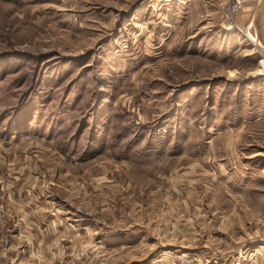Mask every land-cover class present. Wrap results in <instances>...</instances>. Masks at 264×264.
<instances>
[{
  "label": "rangeland",
  "instance_id": "obj_1",
  "mask_svg": "<svg viewBox=\"0 0 264 264\" xmlns=\"http://www.w3.org/2000/svg\"><path fill=\"white\" fill-rule=\"evenodd\" d=\"M261 61L264 0H0V264H264Z\"/></svg>",
  "mask_w": 264,
  "mask_h": 264
},
{
  "label": "crops",
  "instance_id": "obj_2",
  "mask_svg": "<svg viewBox=\"0 0 264 264\" xmlns=\"http://www.w3.org/2000/svg\"><path fill=\"white\" fill-rule=\"evenodd\" d=\"M2 145V143L0 142V152H1V146ZM1 160V159H0ZM15 174L16 175H18V172L17 171H15ZM3 175H4V173L0 170V197H1V193H4V194H6V193H8L7 194V199L9 198V199H11L12 200V195H13V193L7 188V186L5 185V181H4V178H3ZM15 187V192H16V198L19 196V197H22V194L20 195V192H21V187H18V185L16 184V185H14L13 186V188ZM9 193H10V195H9ZM18 193H19V195H18ZM1 219V218H0ZM1 222H6V220H0ZM10 221V220H9ZM41 246H39L38 245V249L40 248ZM103 247V246H102ZM47 249V250H46ZM53 249V251H55V250H60V253H61V251L63 252V250H64V256L66 257L67 256V241L64 243V244H62V243H60V244H58V243H56V241L53 243V245L52 244H50L49 245V243L47 244V245H45V247L44 248H42L41 249V251H38V250H35L36 252H38L39 253V255L38 254H36V255H38V256H43V257H45V255H46V253L48 252V254L51 256V257H53V253L54 252H52L51 250ZM54 256H55V253H54ZM51 261V263H52V260H50Z\"/></svg>",
  "mask_w": 264,
  "mask_h": 264
},
{
  "label": "built area",
  "instance_id": "obj_3",
  "mask_svg": "<svg viewBox=\"0 0 264 264\" xmlns=\"http://www.w3.org/2000/svg\"><path fill=\"white\" fill-rule=\"evenodd\" d=\"M234 12V11H233ZM232 12V13H233ZM229 29H231L232 31H233V29H232V27H228ZM228 30V29H227ZM229 31V30H228ZM253 46H255L256 47V45L253 43Z\"/></svg>",
  "mask_w": 264,
  "mask_h": 264
},
{
  "label": "bare ground",
  "instance_id": "obj_4",
  "mask_svg": "<svg viewBox=\"0 0 264 264\" xmlns=\"http://www.w3.org/2000/svg\"><path fill=\"white\" fill-rule=\"evenodd\" d=\"M261 64H263L262 67L264 68V62L261 61ZM256 75H257V74H256Z\"/></svg>",
  "mask_w": 264,
  "mask_h": 264
}]
</instances>
